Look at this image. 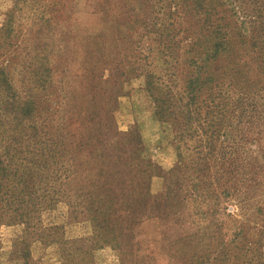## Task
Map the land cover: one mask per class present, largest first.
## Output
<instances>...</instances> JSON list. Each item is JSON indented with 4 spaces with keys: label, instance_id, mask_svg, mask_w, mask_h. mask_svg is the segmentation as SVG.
<instances>
[{
    "label": "rangeland",
    "instance_id": "1",
    "mask_svg": "<svg viewBox=\"0 0 264 264\" xmlns=\"http://www.w3.org/2000/svg\"><path fill=\"white\" fill-rule=\"evenodd\" d=\"M179 1H20L8 52L14 83L19 57L29 51L35 64L48 59L58 101L74 96L91 110L70 129L61 168L71 177L58 183L61 195L98 204L120 197L136 177L149 201L131 217L109 212L94 222L70 218L62 199L35 228L0 226V264H12L20 240L30 264H264V112L248 101L264 102V50L251 55L246 43L239 60L201 69L183 40L191 24L181 12L171 14ZM16 2L0 0V26L9 24ZM42 3L51 11L40 28L31 9ZM222 16L237 35L231 7ZM234 63L239 86L225 76L234 75ZM208 80L214 82L193 100L196 81ZM160 195L167 197L156 208L152 200ZM41 224L60 229L39 238Z\"/></svg>",
    "mask_w": 264,
    "mask_h": 264
},
{
    "label": "trees",
    "instance_id": "2",
    "mask_svg": "<svg viewBox=\"0 0 264 264\" xmlns=\"http://www.w3.org/2000/svg\"><path fill=\"white\" fill-rule=\"evenodd\" d=\"M20 1L14 4V8L7 15L9 24L5 21L0 26V226L21 224L26 225L27 229L31 228V225L35 228L36 223L40 224L42 221L41 215L55 210L62 199L68 202L66 206L70 218L74 215V219L77 220L81 217L82 220L86 218L96 222L98 218L95 214L102 215L108 220L106 214L109 212L110 215L117 216V219L133 216L132 211L136 213L140 209V204H147L149 201L142 198L139 184L133 182L136 177L132 178L130 186L125 185V189L119 194L120 197L102 200L98 204L93 199L81 204L74 200V196L61 195L60 186H64L65 181L63 177L65 175L67 179L71 177L68 168L63 170L61 165L70 129L74 123L88 118L91 110L88 109V104L79 103L74 96L73 99L70 97L72 99L70 101L69 99L65 101L67 98H63L64 102L58 101L57 90H53L55 87L53 75L47 65L48 59L45 58L44 64H35L29 51L19 57V84L14 83L13 70L15 69L16 74L17 69L11 61L15 60V57L9 56L8 52L13 45L14 38L11 36L16 35L18 30L17 26H12L15 12L22 13L24 9L19 7ZM227 6L231 7L233 17L236 18L233 24L240 26L241 31L237 35L231 31L230 23L225 22L226 17L222 16ZM48 8V5L42 3L37 9H31L34 19L39 17L40 28L44 24H49L46 15L51 9ZM179 12L187 17V24H191L184 30L186 37L183 40L191 47L187 53L201 58V69L207 68L206 65L221 58L239 60V48L246 43H250L251 55L259 54L260 49L264 50V0H181L178 4L175 3L171 14ZM201 15L203 18H200ZM32 24L37 25L36 21ZM197 27L198 31H195L194 28ZM27 38L21 43L23 44ZM237 65L234 63L230 69L234 75L226 73L225 76L239 86L241 79ZM197 82L192 88L193 100L198 99L206 84H212L214 81ZM64 90L62 89L61 93ZM239 90L244 91V88L240 87ZM250 90L252 95L257 93L254 86ZM255 98L248 100L253 102L251 106L253 109L263 108L264 112V102L258 105ZM220 106L223 104L217 105L218 108ZM253 109L252 112H257ZM165 113V109L159 106L160 118H163L161 116ZM87 133L90 140L95 138L91 132ZM127 168L125 166V170ZM58 183L61 185L58 186ZM163 197L166 198L167 195H160L152 200L156 208L161 207L158 200ZM75 198L82 199L79 196ZM100 206L104 209L101 212ZM116 208L118 210H115ZM41 227L44 230L39 234V238H43L46 233V237L55 236L60 229L56 224L47 227L41 224ZM96 227L103 228L101 223ZM21 245L22 240L14 246L12 254L15 259L12 264H30V251L23 246L19 250L18 247Z\"/></svg>",
    "mask_w": 264,
    "mask_h": 264
}]
</instances>
